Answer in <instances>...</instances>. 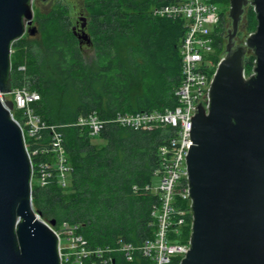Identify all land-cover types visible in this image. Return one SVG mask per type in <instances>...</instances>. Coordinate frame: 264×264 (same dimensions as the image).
Masks as SVG:
<instances>
[{"label":"trees","instance_id":"16d2710c","mask_svg":"<svg viewBox=\"0 0 264 264\" xmlns=\"http://www.w3.org/2000/svg\"><path fill=\"white\" fill-rule=\"evenodd\" d=\"M82 1L88 42L94 47L90 65L70 27L67 8L61 4L35 17L37 30L43 34L38 45L23 37L13 44L16 54L10 58L9 86L39 94L33 110L46 124L59 125L70 166L65 188L55 180L45 186L32 184V208L45 223L52 220L53 226L62 221L76 224L77 233L89 246L113 245L118 239L136 245L153 234L151 209L159 196L144 188L152 183L158 147L167 142L171 128L142 130L106 122L98 134L91 135L72 123L92 112L107 120L117 112L172 108L182 76L179 48L185 19L152 14L153 8L174 0ZM215 1L222 4L224 16L229 0ZM242 13L243 26L254 31L255 13L248 5ZM224 19L215 30V61L222 56L225 43ZM252 60L253 54L242 60L246 73ZM13 116L17 118V113ZM95 137L102 144L94 143ZM186 220L179 242L189 237L188 215ZM113 261L151 264L140 255L130 263L117 254Z\"/></svg>","mask_w":264,"mask_h":264},{"label":"water","instance_id":"95a60500","mask_svg":"<svg viewBox=\"0 0 264 264\" xmlns=\"http://www.w3.org/2000/svg\"><path fill=\"white\" fill-rule=\"evenodd\" d=\"M247 4L256 27L234 46ZM32 12L30 0H0L2 93L10 92L12 46L31 24ZM227 13L224 54L211 75L206 105L197 104L191 118L184 159L191 227L178 264H264V0H229ZM78 37L88 42L86 33ZM246 49L254 60L244 77ZM12 107L0 100V264H60L54 222L45 223L32 208L31 162Z\"/></svg>","mask_w":264,"mask_h":264},{"label":"built area","instance_id":"2783aa9c","mask_svg":"<svg viewBox=\"0 0 264 264\" xmlns=\"http://www.w3.org/2000/svg\"><path fill=\"white\" fill-rule=\"evenodd\" d=\"M218 4L215 0H174L152 9V14L156 16L185 19V32L179 48L182 76L174 90L177 103L172 108L139 113L117 112L107 120L92 112L80 115L72 123L85 127L91 135L98 134L106 122L142 130L171 128L167 142L158 147V166L153 174L157 176L158 184L151 183L144 188L159 196L151 209V224L154 226L152 237L136 245L118 239L113 245L89 246L77 233L76 224L62 221L57 226H50L57 237L60 264H113L117 254L130 263L133 257L140 255L149 259L151 264H178L186 254L189 237L186 242L178 241L180 229L187 224L186 216H189L190 222L192 214L184 159L191 142V118L197 104L206 105L211 75L223 56L215 61L213 55L215 30L223 17L228 18L227 10L223 16ZM226 31L224 27V33ZM251 72L252 68L247 73L244 69V77ZM38 95L34 90L13 87L8 93L0 92V100L11 101L13 107L9 113L13 119V113H17L18 119L15 118V121L22 132L23 145L31 162L30 187L32 184L45 186L55 180L58 186L65 188L70 166L62 143L63 134L58 130L59 125L46 124L34 112L32 103L38 99Z\"/></svg>","mask_w":264,"mask_h":264},{"label":"rangeland","instance_id":"374dc122","mask_svg":"<svg viewBox=\"0 0 264 264\" xmlns=\"http://www.w3.org/2000/svg\"><path fill=\"white\" fill-rule=\"evenodd\" d=\"M30 4L31 7L33 9L32 12V22L30 25L25 26V31L22 34L23 39H27L29 40L31 43H33L34 45H38L41 42V39H43V34L39 32V30H37V26L38 23L37 21H35V17L44 15L47 12H50L51 10L55 9L58 4H61L62 6H66L67 10H66V15L68 16V18L71 20V24L70 27L72 29V31L78 36L82 33H86L87 29L85 28V24H86V12H85V7L83 5V1L82 0H30ZM219 7H222V4H218ZM228 8V6H227ZM228 17V15H227ZM230 18L228 17L227 19L224 20L223 22V27H226L227 31L228 29H230ZM243 20H244V15L242 14V18L240 19V21L238 22V31L237 33H235L234 37L232 38V41L234 42V46H238V45H242L243 41H244V37L247 35V33L249 32L247 30V28L245 29V26H243ZM85 23V24H84ZM82 24H84L82 26ZM29 27H34L35 28V32L33 33H28V28ZM226 33H224V47L225 44L227 43L226 41ZM88 35V32L86 33ZM89 37V36H88ZM79 38V37H78ZM78 41V39H77ZM79 41L81 43V46L79 45V47L81 48V53L84 57V59L87 62V65H90L93 61V52H94V47L91 46L90 44H87L84 42V40H81V37L79 38ZM233 46V47H234ZM224 47L222 48V54H224ZM16 54V49L15 46L13 45L12 47V53L10 55V58L13 60L14 55ZM245 56L244 57H249V55L251 54L249 49L245 50ZM20 68H24V66H20ZM92 141L94 143H99L102 144V141L99 138H93ZM152 183L154 185L158 184V178L157 176H153L152 177Z\"/></svg>","mask_w":264,"mask_h":264},{"label":"flooded vegetation","instance_id":"af4514ba","mask_svg":"<svg viewBox=\"0 0 264 264\" xmlns=\"http://www.w3.org/2000/svg\"><path fill=\"white\" fill-rule=\"evenodd\" d=\"M242 18V17H241ZM244 24V23H243ZM84 24H82V26H83ZM85 26V25H84ZM79 36V35H78ZM85 43H87V44H89V42H85ZM79 45L81 46V43L79 42Z\"/></svg>","mask_w":264,"mask_h":264}]
</instances>
